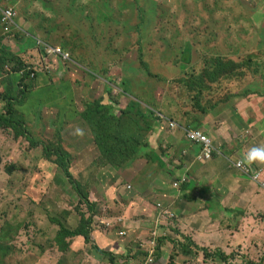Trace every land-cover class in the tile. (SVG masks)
<instances>
[{
    "label": "rangeland",
    "instance_id": "obj_1",
    "mask_svg": "<svg viewBox=\"0 0 264 264\" xmlns=\"http://www.w3.org/2000/svg\"><path fill=\"white\" fill-rule=\"evenodd\" d=\"M4 5L15 10L16 25L8 32L0 25V113L11 99L30 139L0 130V264H232L217 249L200 260L191 242L162 226L172 217L152 228L145 209L134 211L136 201H125L134 213L126 210L127 221L108 205L127 191L149 204L150 216L173 214L146 180L163 170L169 184L178 180L181 163L172 160L181 159L183 128L205 132L200 125L211 112L255 106L264 127V0H0ZM50 47L69 58L48 55ZM215 59L222 68L210 81L205 72ZM18 62L26 66L17 70ZM168 137L179 141L175 148L162 147ZM122 141L140 149L136 159L153 153L164 162L147 161L137 187L125 189L121 180L106 204L116 172L139 164L115 166L98 150L101 142L105 149ZM54 149L68 155L70 177L47 156ZM137 215L134 227L125 225ZM82 219L88 243L59 234Z\"/></svg>",
    "mask_w": 264,
    "mask_h": 264
},
{
    "label": "crops",
    "instance_id": "obj_2",
    "mask_svg": "<svg viewBox=\"0 0 264 264\" xmlns=\"http://www.w3.org/2000/svg\"><path fill=\"white\" fill-rule=\"evenodd\" d=\"M226 112V115L216 114L209 118L211 112L207 117L209 121L200 125L215 141L213 154L206 161L200 162L196 159L200 147L189 143L185 137L180 142L168 137L164 141L165 144L162 143L163 148L169 146L175 148L178 142L182 144L181 159L172 160V163L177 165L181 163L179 165L181 174H177V177L180 179L183 176L185 180L178 189H174L171 185L173 183L169 184L170 181L164 177L165 170H163L152 176L149 175L146 183L147 186L151 185L152 193L150 194L153 197L167 204L172 203L173 214L166 208L168 209L166 211L172 215V219L170 216L163 215L160 209H158L160 214L156 212V215L153 213V216H150L152 209L149 204L141 197H136L137 200L128 198L127 191L117 195L121 196L120 199L113 206L108 205V207L115 210V218L122 215L127 221L126 210H129L131 216L134 213L131 208H127L125 201L128 200L129 203L136 201L138 205L134 211L140 212L145 209L148 217L155 220L152 228L153 226L158 228L164 220L171 219L168 225L162 226L166 229L175 228L177 237L191 242L194 248L199 250L200 260L203 250L210 254L212 250L217 249L221 254L229 256V262L232 264H247V261L252 264H264V189L238 172L234 166L236 161H244V155L249 148L264 145V127L258 125V119L262 118L263 110L255 106L252 108V106L243 105L238 109H227ZM140 158L135 160L139 164H133L134 161L129 169L122 168L116 172V180L105 190V193L109 194L108 200L105 202V199H102L103 203L111 204L109 199L113 197L121 180L125 183V189L137 187L133 186L136 172L139 173L148 161L147 156ZM156 159L164 162L162 156ZM141 162L144 163L141 164ZM246 165L252 171L261 172L264 177V164ZM156 178L161 179L157 182ZM139 216L129 217V223L125 225L134 227ZM120 218L116 220L121 221L122 218Z\"/></svg>",
    "mask_w": 264,
    "mask_h": 264
},
{
    "label": "trees",
    "instance_id": "obj_3",
    "mask_svg": "<svg viewBox=\"0 0 264 264\" xmlns=\"http://www.w3.org/2000/svg\"><path fill=\"white\" fill-rule=\"evenodd\" d=\"M216 60L217 59H215V61H214V70H212V71L208 70L205 72V73H208V77L213 76L214 74H211V73L215 72L218 67H221V64L217 63ZM141 65L143 66V68L145 69L147 74L151 75V72L148 68V64L141 61ZM24 66H26V65H23L22 63L18 62L17 70L22 69ZM209 80L214 81V78L209 77ZM204 84H205V81L201 85L197 86L198 89H196L195 96H199L198 93L202 92V90L204 88L203 87ZM7 100H8L6 102L7 106L4 109L5 112L0 113V130L1 129H9V130L15 132V137L24 136V137H26V138L28 137V139H30L23 122L15 115V111L13 110L12 105H11V99L8 98ZM134 105H136V104H134ZM144 110L149 111V113L152 112V111L147 110V109H144ZM98 111H99V109H97V112ZM123 113L126 114L127 111L123 110ZM136 113L138 115L143 116L142 115L143 110H137ZM194 129H196V128H194ZM32 144L37 145L39 143H34L32 141ZM98 150H99L100 154L103 156L105 154L109 155L107 157H108V161L110 164H113L115 166H122L124 164L127 165V164L135 161L137 156H138V152L140 149H138V147H137V149H135V147L128 145L127 142L122 141L120 143L118 142L117 144L112 143L110 147L105 148V149L103 147V143L101 142V143H99ZM47 156H49V157L54 156L55 157L54 164L57 166V168H59L65 175L70 177L69 167H68L69 160H68V155L66 153L61 152L57 149H54L51 152L49 151L47 153ZM152 159L154 161H157L160 163V161L158 159L154 158L153 153H151L150 155H147L148 161L151 162ZM87 203H88V201H87ZM91 204L94 205L93 203H91ZM82 220H83V224H81L78 229H76L74 231H68L64 228H61L59 231V234L62 235L63 238L72 237V236L73 237L74 236H82L84 239V242L88 243L89 233H88V230L86 229V223H85L84 219H82ZM87 224H88V222H87ZM97 250H98V252H101L99 249H97ZM203 255H204V257H206L208 255V252L206 250H203Z\"/></svg>",
    "mask_w": 264,
    "mask_h": 264
},
{
    "label": "built area",
    "instance_id": "obj_4",
    "mask_svg": "<svg viewBox=\"0 0 264 264\" xmlns=\"http://www.w3.org/2000/svg\"><path fill=\"white\" fill-rule=\"evenodd\" d=\"M16 12L13 7L4 5L0 7V24L4 32H8L12 29L13 26L16 25ZM48 55L58 56L63 59H68V52L63 51L60 47H50L47 49ZM45 60V58H44ZM48 63V62H46ZM175 126L174 122L169 123V127L173 128ZM184 136L189 143L193 145L199 146L200 150L196 155V159L200 162L206 161L211 158L214 148L212 144V140L200 129L194 128H183ZM235 169L247 176L251 181L255 182L260 188L264 189V177L261 172H256L250 170L249 166L242 160L236 161L234 163ZM184 182V178L174 182L172 184L173 188H178V186ZM159 206V204H158ZM161 213L167 216H172L166 210L160 209ZM124 232H120L119 235H124ZM151 261V259H149Z\"/></svg>",
    "mask_w": 264,
    "mask_h": 264
},
{
    "label": "clouds",
    "instance_id": "obj_5",
    "mask_svg": "<svg viewBox=\"0 0 264 264\" xmlns=\"http://www.w3.org/2000/svg\"><path fill=\"white\" fill-rule=\"evenodd\" d=\"M1 28H2V26H1ZM244 162L248 165L264 164V145L253 146V147L249 148V150L244 155ZM178 180H180V179H178ZM178 180H176V181H178ZM176 181H174V182H176ZM178 188H179V186H178ZM174 189H176V188H174Z\"/></svg>",
    "mask_w": 264,
    "mask_h": 264
}]
</instances>
